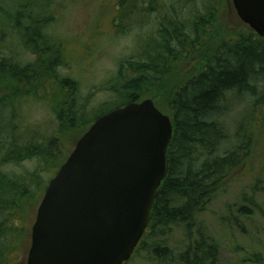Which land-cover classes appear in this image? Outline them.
Wrapping results in <instances>:
<instances>
[{"label": "rangeland", "instance_id": "1", "mask_svg": "<svg viewBox=\"0 0 264 264\" xmlns=\"http://www.w3.org/2000/svg\"><path fill=\"white\" fill-rule=\"evenodd\" d=\"M27 1L0 0V60L7 59L19 66L35 61L32 53L25 49L22 36H18L20 33L15 29L14 18L35 16L32 11L54 18L47 33L62 40L66 55L70 58L67 59L70 63L68 70H61L59 73L77 81V107L86 117L84 126L79 129H65L63 143L57 142L62 152L57 151L56 145L53 153L57 158L49 164L47 171L44 170L43 159L37 156L17 162H1L7 151L5 143L11 139L29 144L31 139L36 141L41 138L43 144L45 143L44 147L51 153L48 150V140L53 138L55 142L54 137L59 129L54 114L49 112L47 100L44 103L43 99L38 100L33 94L21 97L20 105H17V101L14 103L16 120L11 113L14 108L11 110L0 107L1 176L13 182L22 181L23 186L30 190L26 193L27 198H23L27 200L24 204L29 205L30 193L36 194V208L26 207L23 213L12 210L0 217L1 226L5 225V229H10L9 234L0 236V264H27L31 228L49 182L82 133L90 126L89 122L123 105L125 83L136 77V73L129 70L127 63L146 62L148 56L143 48L156 49L154 51L160 49V44L158 48L152 39L158 38L157 31L163 17L175 16L186 26L193 42L195 22L202 14L207 15L210 8L206 0H194L189 7L191 11L183 14L188 4H177L176 0H161L163 7L155 12L141 4L135 6L136 9L122 10L128 17H123L125 20L122 23L118 18L121 13V0ZM215 5L219 12L218 27L221 30L217 37L196 55L187 58V61L173 66V70L168 67L169 74L165 70L162 79L164 86L153 87L154 93L157 89L168 91L169 87H177L197 72L203 65L204 58H208L220 45L238 41L239 33L249 30L238 17L232 0H218ZM23 18L18 20L24 23ZM259 88L262 89L260 86ZM0 98H3V94H0ZM160 98L156 100L159 107L166 115L172 116L168 106V93H160ZM250 111L249 104L236 100L222 117L228 129V137L233 139L231 144H235L242 137L247 141L245 150L241 153L245 161L231 172L227 181H224V187L211 199L206 210L197 216L191 236L188 237L176 229L160 231L156 236H149L143 249L127 264H161L154 253L156 246L168 247L174 264H179L180 255L189 244L197 242L200 235L207 244L218 250L221 264H264V112L248 115ZM241 123L242 126L239 127ZM16 126L17 136L20 133L24 139L16 136L13 129ZM6 127H11L13 131H5ZM39 188L41 189L38 190ZM19 205L21 206V202ZM20 228L21 235L18 233Z\"/></svg>", "mask_w": 264, "mask_h": 264}, {"label": "trees", "instance_id": "2", "mask_svg": "<svg viewBox=\"0 0 264 264\" xmlns=\"http://www.w3.org/2000/svg\"><path fill=\"white\" fill-rule=\"evenodd\" d=\"M33 1L35 0L29 3ZM193 2L194 0H176L177 4H188L183 14L191 11L189 7ZM206 2L210 8H207V15L202 14L197 18L193 42L186 26L175 16H162L163 20L157 31L158 38L152 39L158 48L160 44V49L154 51L156 49L143 48L148 56L146 62L127 63L136 77L125 83L122 95L124 101L119 107L150 98L165 113L156 100L161 99L160 93H168V106L173 113L170 117L174 126L173 138L167 151L168 174L157 192L149 227L133 257L143 249L149 236H156L160 231L176 229L190 237L197 216L206 210L211 199L224 187V181H227L231 172L245 161L241 153L245 150L247 141L242 137L231 144L233 139L228 137L227 126L222 120L232 102L239 100L249 104L251 111L248 115L264 112V38L250 28L239 33L238 41L224 42L210 56L206 54L208 58H204L203 65L189 79L177 87H169L168 91L157 89L154 93L153 87L164 84L162 79L165 72L169 74L168 67L173 70V66L182 64L193 54L196 55L221 31L218 27L219 12L215 5L218 0ZM161 3V0H121L118 18L123 23L124 18L128 17L122 10L133 9L138 4L155 12L163 7ZM43 12L48 14L47 11ZM32 13L35 16H17L14 21L15 29L20 33L18 36H22L25 49L32 53L35 61L19 66L7 59L0 60V94H3L0 107L11 110L14 108L11 113L16 120L15 101L20 105L21 97L33 94L38 100L48 102L49 112L54 114L59 129L56 133L58 136L54 137L55 142L53 138L48 140V150L53 155L46 150L41 138L36 141L31 139L29 144L11 139L5 143L7 151L1 162H17L37 156L43 159L44 170H47L49 164L57 158L53 153L54 148L58 141L63 143L65 129L73 127L76 130L84 126L86 115L77 107V81L59 73L61 70H68L70 63L67 59L70 58L66 55L62 40L47 33L49 24H53L55 19L48 15H38L36 11ZM20 18L25 19L24 23L18 20ZM91 121L90 126L94 122ZM79 124L81 125L78 127ZM241 126L242 123L239 127ZM6 128L4 130L7 132L14 129L17 136V126L13 129ZM19 135L18 138L24 139V136ZM56 149L62 152L59 145ZM1 174L0 217L12 210L23 213L26 207H35V192L28 196L29 205L24 204L27 201L26 193L30 190L23 186L22 181L13 182ZM1 224L2 222L0 236L9 234L10 229H5V225ZM18 233L21 235V228ZM168 251V247L154 248L161 264H174L173 256ZM179 264L221 263L218 250L207 244L200 235L198 241L189 244L180 255Z\"/></svg>", "mask_w": 264, "mask_h": 264}, {"label": "water", "instance_id": "3", "mask_svg": "<svg viewBox=\"0 0 264 264\" xmlns=\"http://www.w3.org/2000/svg\"><path fill=\"white\" fill-rule=\"evenodd\" d=\"M264 38V0H232ZM172 119L152 99L95 120L49 182L27 264H124L144 236L169 169Z\"/></svg>", "mask_w": 264, "mask_h": 264}, {"label": "flooded vegetation", "instance_id": "4", "mask_svg": "<svg viewBox=\"0 0 264 264\" xmlns=\"http://www.w3.org/2000/svg\"><path fill=\"white\" fill-rule=\"evenodd\" d=\"M77 143V142H76ZM75 146H76V144H75ZM75 146H74V148H75ZM74 148L72 149V151L74 150ZM28 231H29V229H28ZM31 235H32V228H31Z\"/></svg>", "mask_w": 264, "mask_h": 264}]
</instances>
